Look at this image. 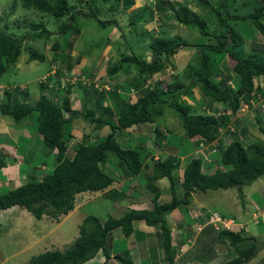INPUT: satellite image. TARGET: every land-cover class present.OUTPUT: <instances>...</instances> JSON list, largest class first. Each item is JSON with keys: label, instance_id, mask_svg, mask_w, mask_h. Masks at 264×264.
<instances>
[{"label": "trees", "instance_id": "trees-1", "mask_svg": "<svg viewBox=\"0 0 264 264\" xmlns=\"http://www.w3.org/2000/svg\"><path fill=\"white\" fill-rule=\"evenodd\" d=\"M70 1L18 0V2L15 1L12 4L11 13L20 5L23 9L40 13L42 17L62 18L69 15L70 19L73 20L75 16L83 15L93 17L101 26L111 23L108 20L99 19L96 14L77 11L76 7L70 4ZM229 1L217 0L215 6L209 0L194 1L197 8L209 10L216 15L217 24L215 28L208 25L207 19L191 11L185 2L176 5L170 0H155V7L152 8L153 4L149 6V11L153 12L156 8L159 14H167L170 11L173 18L182 27L197 31L209 43L207 42L208 44L205 46H203L204 44L194 45L199 48L204 47L205 50L199 53L194 65L187 66L182 72H180L182 69L178 71L180 73L173 75L171 82H168L165 86L163 82L152 78L163 70L164 57L173 56L179 49L194 47L193 45H189L178 35H170L167 38L155 36L151 39L148 47L153 56L150 62L145 61L142 54H134L131 50L120 52L118 61L106 69V76L111 77L121 70L129 72L132 67L135 75L130 80V86L136 90L137 96L135 92L132 98L135 97L132 100L124 95L120 98L122 91H114L111 100L120 104L118 114L114 113L111 106L104 104V101H106L104 92H100L96 87H93V85L99 84L97 78L78 74L73 75L76 84L71 83L70 78L65 76L63 80L57 81V73L55 71L52 73V65L48 73L43 76L44 80L39 83V86L44 91L50 83L54 84L56 82L53 88L60 94L61 102L59 104L46 95H41L35 104L23 100L12 101V92H18V90H6L4 92V99L0 103V114L12 117L14 121H19L32 114L35 115L37 134L41 136L44 145L56 154V157L53 170L50 174L43 176L41 180H37L35 176H32L25 184L4 193L0 192V211L19 207L26 210L37 220L46 216L58 221L61 216L67 215L73 210L76 195L85 192H99L113 183V179L102 170V166L111 161L110 157L123 164L122 169H120L123 177L139 174L143 167L141 150L121 148L115 136L133 126L148 125L155 135L157 144L159 145L162 141L166 144L167 129L161 128V131L157 120L163 116L164 108L167 105L175 110L186 140L191 143L195 142L198 146L202 144L208 149L211 146L216 149V153L219 155V162L213 158L211 162H206L208 168L211 164L217 163L213 171H204V162L199 159L192 158L187 163L181 176V198L176 197V178L174 175V172L179 168L180 161L175 160L171 155L163 161H157L152 169L154 180L162 178L169 180L170 192L173 197L171 202L158 204L159 194H155L152 198V209L132 210L126 214H121L119 217L112 215L115 204H108V218L105 220L99 219L93 216V213L84 217L78 227V237L64 252L58 250L46 251L34 255L28 264H84L93 259L98 252H102L105 259L103 264H109L111 255L106 243L111 238L113 231H120L124 237H129L133 232V222L139 220L159 231L163 259L167 264H173L176 251L171 242L170 227L165 221L168 214L180 205H188L191 194L196 192L207 193L209 191H227L236 188L238 198L242 202L243 188L264 176V140L259 138L255 142L245 144L239 138L233 137L229 143H224L220 137L221 134H230L231 132L232 135H236V130L230 129V117L226 114V111L229 110L230 115L237 114V110L243 103L247 107H253V97L257 93H264V88H261L260 84L254 87V80L260 77L263 79L264 86V57L257 54L242 56L239 49L244 43V38L228 24L229 21L235 23L239 20L251 19L253 27L264 36V0H262L263 4L261 3L260 7L253 10V13L251 11V13L246 12V16L229 14ZM77 2L82 3L83 1L77 0ZM232 2L234 1L232 0ZM132 3H134V0H123L124 9ZM113 4L110 9L115 8ZM223 12L225 16H222ZM138 15L139 13L133 15L130 19V25H135V18ZM23 22L26 23L27 21L24 19ZM28 25L35 31L33 38L42 36L49 38L50 35L55 34L47 30L42 22L27 23ZM73 29V33L78 35L79 29L73 28L72 23H64L58 27L56 34H64L67 30ZM23 42V39H14L0 30V63L3 61L7 66H13L21 54ZM109 43L110 40L107 39L106 46ZM49 50L54 52L51 60L53 63L61 55L64 56L63 62L69 61L71 59L70 52L72 53L73 49L70 44L68 54H65L61 50V44L56 41ZM26 51L28 61L44 62L46 59L45 54L34 49H26ZM215 54L221 56V60L227 56L233 62L232 70L239 78L237 89L230 88L225 79L219 82L213 80L214 77L220 75L214 72L215 68L210 62V56ZM172 66L174 67V65ZM53 77L55 78L54 82ZM137 78H141L142 82ZM150 79L154 81L149 82ZM61 81H63L62 85L60 84ZM90 81L91 87L88 85ZM196 85H199L202 96L208 98L214 104L218 103L224 106L225 111L217 119L204 112L193 114V108L190 105L181 104L184 98H186L184 100H190ZM74 86L81 89L82 94L87 97L91 95L92 104L87 107L84 103L81 104V111L72 110L71 108L70 96ZM120 86H118V89L126 87ZM25 90L26 88H23L20 91ZM103 90L106 89L103 88ZM26 95L27 92H24L23 97H26ZM77 118L90 125L95 132L104 127H109L110 132L104 139L94 144L89 143L86 139L87 136L83 135V139L75 148L73 157L69 158L66 155L67 143L73 138L69 125ZM256 120L259 122L258 118ZM259 131L264 137V126H259ZM3 160L4 156L0 154V169L5 165ZM117 196L116 192H112L109 198L116 199ZM222 216L227 217L224 214ZM209 230L207 233H214L216 240L227 242L228 249L238 253V257L226 264H231L234 261L235 263L244 261L253 252L255 247L253 239L243 235V231L217 233L211 229ZM119 243V241H116L117 245ZM115 257L120 264H133L129 258L126 259L117 255ZM202 257H204V254L199 257L201 263L202 260L207 259H202Z\"/></svg>", "mask_w": 264, "mask_h": 264}, {"label": "rangeland", "instance_id": "rangeland-1", "mask_svg": "<svg viewBox=\"0 0 264 264\" xmlns=\"http://www.w3.org/2000/svg\"><path fill=\"white\" fill-rule=\"evenodd\" d=\"M18 0H0V30L1 32L3 31L4 34L14 38V39H23L22 43V50H21V59L23 60L25 57H28L26 49H34L39 53L45 54L46 59L44 62H38V61H31V67L37 72L36 78L37 81L36 83H27L28 84V90L31 91V94L34 96L36 93L37 96L39 97L40 95H48V90L49 89H54V85L52 83L47 86V88L42 91L39 89V80L48 73L51 67V59L49 58L50 54H53V51H50V47L53 45L54 42L58 41L61 44V50L65 54H68V46L71 44L72 46V55L74 57H71L69 61H64V56L61 55L59 56V59L56 60L55 62H58L57 67H59V74L61 76L67 75L71 81V83L76 82V79L71 76L69 69L71 70L72 75H76L77 73L75 72L77 66L75 64H78L80 60H92L94 62L100 60V55L103 54V52H107L108 46L106 47V40H112L111 45V52L114 54V56H118L120 52H125L127 50L128 52L131 50L134 52V54L137 55H143L148 53L146 56V61L150 62L153 59V56L149 50V44L151 43V39L154 38L155 36H162L163 38H167L170 35L175 36L178 35L182 38V40L186 41L189 43V45H199V44H208L209 42L207 39L203 36H201L197 31L191 30L188 28L182 27L174 18L173 14L169 11L166 15L165 14H159L157 12V9L154 8V11H149V6L153 4V2L149 0H134V3L131 5L127 6L124 9V4L123 0L121 1H115L114 0H82V3H78L77 0H71L70 4H73L76 7L77 11H84V12H89L92 14H96L99 19L101 20H108L111 23L106 24L105 26H101L96 19L93 17H86L83 15H78L73 18V20L70 19L69 15L62 17V18H55V17H49V16H43L40 13H36L33 10H26L20 7L18 5L16 7V10L11 13V6L12 4ZM171 2L175 3L176 5L179 4L178 1L170 0ZM195 0H187V4L190 8L191 11L199 14L201 17L204 19H207L208 25L212 26L213 28L216 27L217 24V17L213 13H211L209 10H202L196 7ZM214 6L217 2V0H209ZM114 3V4H113ZM155 1L152 6L155 7ZM263 2L262 0H236V2H232L230 0L228 2V7L229 10H231V15H238V16H246L247 14H242L251 8V12L253 13V10L256 8L260 7ZM115 5V8L113 7L110 9L111 5ZM151 8V9H152ZM264 8V5H263ZM246 10V11H245ZM244 11V12H242ZM241 12V13H240ZM249 12V13H251ZM135 13H139L137 16L135 25H130V19L135 15ZM240 13V14H239ZM222 16H225V13H222ZM24 19L27 21L24 23ZM43 23L45 28L49 30L52 33H55L53 35H50L49 38L46 36L42 37H37L33 38V34L35 31L32 30L31 26L28 25L27 23ZM73 24V28L79 29V34L75 35L73 33V30H67L64 34H56L58 32V27L62 24ZM228 24H230L243 38H244V43L240 47V51L242 56H247L249 54H257L260 56L264 57V45H259V40L263 39L264 41V36L261 35L252 25L251 19H247L244 21H236L235 23L232 21H229ZM18 25H20L18 27ZM159 25V26H158ZM7 26V28H5ZM158 26V28H157ZM170 30V31H169ZM143 33L142 36L141 33ZM208 42V43H207ZM115 44V45H114ZM106 47V48H105ZM129 47V48H128ZM205 50L204 47H184L181 48L177 51V53L173 56H170L168 58L164 57V68L160 73H157L154 75L152 78L157 79L161 82H163L164 86L168 83L171 82V78L173 75L176 73H180L183 71L184 68H186L189 65H194L196 63V60L199 56V53ZM146 52V53H145ZM112 53H109L107 55L108 58H111ZM71 54V52H70ZM104 56L102 57L103 60L106 58ZM79 61L77 62V60ZM19 57V60H20ZM221 56L215 54L212 55V64L215 68L214 72L218 73L216 78L214 77L213 80L215 82H219L222 79H225L227 81V85L230 86L232 89H237L238 81L239 78L236 76L235 72L232 70V65L233 62L229 60V57H224L221 61L220 59ZM222 58V57H221ZM73 60V61H72ZM115 62H117L116 59H114ZM68 62V63H66ZM77 62V63H76ZM105 64L112 65L109 63V60L105 59L104 60ZM221 63V64H220ZM174 65V67L172 65ZM83 74L89 75V73H92V68L90 66H85L82 67ZM182 69V70H181ZM13 67L11 66L7 73L4 75L6 78L8 84L14 83L13 81L18 82V77L20 78L22 74H17L14 75L12 73ZM181 70V71H180ZM180 71V72H178ZM129 72L131 73L130 75H124L126 76L123 79V76H115V77H109L107 79H102L99 81L98 85H93V87H96L97 90L101 91V87L104 88H110L109 90H112V87H115L116 92H118V86H126L125 89L122 91L123 95L128 96V98L131 100L129 95H131V89L132 86H130V80L135 75V71H133L132 67L129 69ZM15 77H14V76ZM72 78V79H71ZM54 77H53V82H54ZM142 82L141 78H137ZM153 79H150L149 82L154 81ZM3 80V79H2ZM63 80V79H61ZM58 81V80H57ZM109 81V82H108ZM62 82L60 84L62 85ZM65 83V82H64ZM107 83V86H106ZM129 83V86H128ZM76 84V83H74ZM105 84V85H102ZM258 84H262V78H257L254 80V87L258 86ZM20 85V84H19ZM18 85V86H19ZM66 85V83H65ZM89 87H91V81L89 82ZM120 86V87H121ZM127 89V91H126ZM41 90V92H40ZM79 91V88L74 86L71 92L75 93ZM105 92V91H103ZM136 90H132V93L135 94ZM80 93V92H79ZM256 94V93H255ZM254 94V95H255ZM46 95V96H47ZM123 95H120L119 97L122 98ZM137 95V92H136ZM50 97V96H49ZM135 97V96H134ZM133 97V98H134ZM37 97H34L33 99H36ZM186 99V98H184ZM182 100L181 104L183 105H190L193 108V114L201 113L204 112L208 115H212L215 119L223 113L224 106L218 103H212L208 100V98H205L204 96L201 95L200 90H199V85L195 86V90L190 96V100ZM53 100H55V97H53ZM88 103H84L87 106L89 104H92V100L89 98L85 99ZM253 107H246L244 108L243 104L242 106L239 107L237 110V115H231L232 118H230V129L231 130H236V135H232L233 133L231 132L230 134H221V139L223 140L224 143H229L233 137L239 138L240 141H242L245 144L255 142L256 139H261L264 138L262 137L260 131H259V126H264V96L259 95V93L256 94V96L253 97ZM75 102V100H74ZM74 102L72 103V110L75 109V104ZM108 106L112 107V110L114 111L115 114H118L120 110V104L113 102L112 100H109ZM78 107V106H76ZM82 108H80L79 111H81ZM67 114L66 112H64ZM230 111L227 110L226 114H229ZM256 118L259 119V122L256 120ZM81 119L77 118L75 119V122H79ZM74 121V120H73ZM81 127H84L87 125V123L83 122L81 120ZM157 123L160 125L161 128H166L167 132V140L166 142L168 143L166 147L164 148L165 144L164 142L160 143L159 145L155 143L156 140H154L155 136H152V139L148 142L147 138V132L148 130H144L142 125H136L137 127L132 128L133 134L130 135L131 140L125 142L126 144L128 143L131 147H134L137 139L138 143H144L146 149L148 150L147 152V157L150 158L152 157V161L148 162L150 163V166L155 164L157 161L165 159L168 155L167 152H171V157L175 158V160H182L181 167L187 165V163L192 159H199L202 158L200 155L202 154V148L200 149L199 146H197L194 143H191L189 140H186L184 138V130L181 127L179 123V119L176 116L175 110L165 106L164 108V113L163 116H161L158 120ZM31 124L32 127H31ZM146 127L148 125H145ZM89 128V127H88ZM81 130V128L79 129ZM162 131V129H161ZM20 132V130H19ZM109 132V128H103L101 132H95V135L97 136L98 140L104 139L106 133ZM37 133L36 130V119H29L27 122H25L22 127H21V133L18 138H16L17 143L20 144L22 147L26 146L27 143H32L33 137L35 136L34 134ZM119 134V133H118ZM135 135V136H134ZM127 137V136H125ZM121 142L122 137L120 136L118 139ZM92 144H94V141H90ZM147 144V145H146ZM125 146L124 147H130V146ZM73 145L70 146L69 152H74L75 150L73 149ZM144 147V148H145ZM214 148L209 146V151H212ZM139 150V149H137ZM215 150V149H214ZM175 151H177L175 153ZM175 153V154H174ZM215 154L211 156L215 161L219 162V155L216 153V150L214 152ZM74 155L71 154V158ZM141 157L142 160L144 161L146 154L144 155L143 152H141ZM155 158H157L155 160ZM111 161H109L110 165L114 169H118V166L116 164V160L112 159L110 157ZM154 159V160H153ZM203 159V158H202ZM216 163V162H215ZM180 164V162H179ZM217 164V163H216ZM216 164H211V166L208 168L206 167V162L203 165L204 171H213L216 167ZM122 169V168H121ZM110 171V169H109ZM121 172V170H119ZM178 170V174L181 173ZM151 171L149 170L147 173H150ZM6 178H9V180H12L14 177V174H12L10 171L6 172ZM147 177V175H145ZM4 180L2 173L0 172V182ZM138 180V179H137ZM115 182L119 183L120 178L115 177ZM143 182V183H142ZM261 183L263 181H260ZM141 186L145 189V180H140ZM168 186V183H167ZM3 189L0 188L1 192L4 193L7 190L6 186H2ZM136 195H139V191H141L140 187H136L135 189ZM264 191V187L260 188L259 191H254L252 193V200L254 202H260L261 200L264 199L262 193ZM171 194V193H170ZM100 195V194H99ZM99 195L97 198H99ZM172 195V194H171ZM92 198L94 197L91 195ZM180 195H176L178 198ZM192 199L195 201H198L204 205L202 208L201 205L195 204L191 205L192 208H202V209H209V210H216L218 213L221 215H227L231 217L237 218L236 214L232 212V207H240V208H246L248 209V203L242 199V202L238 198V191L236 188L227 190V191H220V192H215V191H209L207 193H192L191 194ZM235 197L236 202H231L228 198ZM92 198H87V200H90ZM116 198V197H115ZM109 199L111 201L110 204L114 205L115 200L113 197L109 198L107 197V202L109 203ZM98 206V210H91L92 215L99 218V219H104L107 216V206L104 207V201L98 204H95ZM123 206H126L125 203H122ZM104 207V211H103ZM22 209V208H20ZM19 209V210H20ZM178 212L181 214L184 213V207L180 206L179 208H176ZM27 213V215L23 214V221L24 224L27 226L29 223V227L35 229L37 232L36 237H33L32 240H27L25 243L22 241H19L17 238H13L12 234H8L9 227L7 224V219H8V213H0V264H28L30 259L37 254L44 253L41 252L44 249L46 251H54L58 249L54 248H59L61 252H64L66 249L69 248V246L72 244L71 241L73 242L76 240L77 236L79 235V228H75L77 222L79 221V217H75L76 220H74V224H71V220H67L65 222V226L69 230L74 231L69 234L65 232L62 237L60 233H52L48 235H44L46 225L49 226L51 223H55L50 220V218L44 216L42 219L37 220L35 219L30 213H28L26 210H21ZM18 211V212H21ZM118 210H114L112 215H115L116 217H119L120 215L117 213ZM123 210H121L122 212ZM173 212V211H172ZM124 213V212H122ZM24 216H27V219L24 218ZM39 221L40 225H39ZM166 224L168 223L167 220ZM194 221L191 219V225H193ZM14 226H17L18 228L20 225H17L14 222ZM245 221L242 220L240 221L239 227H243L245 229V236H249L247 232V227L244 226ZM168 225V224H167ZM253 227V225H252ZM249 229V227H248ZM171 230V229H170ZM194 230V228H193ZM67 231V229H66ZM195 234L190 235V237H186L183 239V247H176V245L173 244V240L171 237V242L173 244L174 250L177 252L178 255H180V258H182V255L185 254L190 248L195 246L196 241L200 240V233L199 231L194 230ZM54 234V235H53ZM62 234V232H61ZM60 237H57L59 236ZM258 237H264V232H262ZM52 238V239H51ZM54 240V241H53ZM115 245H117L115 243ZM40 246L42 248H40ZM227 249L229 252L230 256L234 255V251L232 249H228V247H221V251H224V249ZM45 251V252H46ZM203 253V251H202ZM224 254V253H222ZM189 254H186L184 258L188 257ZM197 256L196 253L191 251L190 257ZM210 254L204 253V258H208ZM114 258L116 259L115 255ZM211 258L207 259L210 260ZM228 259V257H226ZM178 260V259H177ZM174 259L175 261H177ZM180 260V259H179ZM183 259L180 260V263L182 262ZM257 260V259H253ZM165 262V261H164ZM166 263V262H165ZM103 264V263H102ZM164 264V263H163ZM167 264V263H166ZM231 264H235V261ZM244 264V263H243ZM247 264V263H245Z\"/></svg>", "mask_w": 264, "mask_h": 264}, {"label": "crops", "instance_id": "crops-1", "mask_svg": "<svg viewBox=\"0 0 264 264\" xmlns=\"http://www.w3.org/2000/svg\"><path fill=\"white\" fill-rule=\"evenodd\" d=\"M250 11H251V8H249V10L246 12H250ZM242 12H244V11H242ZM246 12H244L242 14H246ZM158 26H157V28H158ZM111 41L112 40L110 39V43H109V45H107L109 48H108L107 52H105V53L103 52V54L100 55L99 61L94 62L92 60H84L83 59L82 61L80 60V62H78V64H75L77 66V68L75 69L76 70L75 72L77 73L76 75H78V74L82 75L83 74V72L81 71V70H83L82 67L90 66L93 71H92V73H89L88 76L86 75L87 77L93 76V77L97 78V80H101L99 78H102V79L109 78L108 76H106V69L111 65L105 64L104 60L105 59L109 60V63H111L113 65L115 63L114 59H116L117 61L119 59V54L116 57L110 51L111 46H113V45H111V44H113V43H111ZM259 45H264L263 39L259 40ZM109 53H112L111 58L107 57V55ZM72 54L73 53H71V57H74ZM104 54H106L105 55L106 58L103 60L102 57L104 56ZM147 54L148 53L143 54L144 60L146 59ZM52 57H53V54H50L49 58L51 60H52ZM210 58H211V56H210ZM75 59H76V56H75ZM30 62L31 61H28V57H25L23 60L21 59V57H20V60L18 58L16 63L12 66L13 70H10V71H12V73L14 75L22 74V76L20 78L18 77V82L13 81L14 83L8 84V83H6L7 80L4 77V75L7 73L8 69L11 66H7V64L5 62L1 61V63H0V103L4 99V95H5L4 92L6 90L9 91V90H15V89H17L18 92H12V94H11V100L12 101L23 100V101L29 102L30 104H35L38 101V99L41 95L38 97L37 94L39 95V93H36L33 96L31 94V91L28 90V84L27 83H36V81H37V78H36L37 72L31 67ZM210 62L212 63V58L210 59ZM57 63L58 62L53 61V63L51 65L53 66L52 67V73L54 71L57 73L56 80L59 81V80L63 79L64 76L65 77H68V76L67 75L61 76L60 74H58L59 69L57 67V65H58ZM56 67H57V69H55ZM69 72H70L71 76L74 77L72 75L70 69H69ZM126 74L130 75L131 73L128 71L124 72L123 70H121L118 74L113 75L111 77L123 76V79H124L126 77L124 75H126ZM83 75H85V74H83ZM38 85H39V83H38ZM102 85H105V84H102ZM106 86H107V83H106ZM22 87L26 88V90L23 92L20 91ZM104 88L106 90H103V88L101 87V90L105 91L104 94L106 95V101H104V104L110 105L109 100H111L113 92L116 91L115 87H112L111 91L109 90L110 88L109 89L106 87H104ZM123 90L118 89V92H121ZM132 90H131V95H129V97H131V100L133 99L132 98V96H133ZM103 91H100V92H103ZM126 91H127V89H126ZM24 92H27L26 97H23ZM40 92H41V90H40ZM48 94H49L51 99H53V97H55L56 103L59 104L61 102L60 101V94L55 89H49ZM120 94L123 95V93H120ZM90 96L91 95H88V97H87L86 95L82 94L81 89H79V91H77L75 93H72V95L70 96L71 108H72V103L75 100V102H74L75 109H73V110H80V108H82L81 104L88 103L85 100V98L86 97L89 98ZM34 97H37V98L33 99ZM76 106H78V107H76ZM31 118L33 120L36 119L35 115L32 114L31 116L22 118L19 121H14L12 119V117L3 116L0 114V154H2V156H4L3 161L5 163L4 167H2L0 169V172L2 173L3 178H4V180L2 182H0V188L1 189H3L2 186H6L7 190H11V189H14L16 187H19V186L25 184L26 182H28V180H30V178L32 176H35L37 178V180H41V178L43 176L50 174L51 171L53 170L54 166H55L56 154L44 145L41 136L38 135L37 133L34 134L35 136L33 137V140H32L33 144L27 143L26 144L27 147L26 146L22 147L20 144L17 143L16 138H18L20 133H21L22 125L25 122H27V120H29ZM81 120L79 122H81ZM79 122H75V119H74V121H72L71 124L69 125V127L71 128V131H70L71 135L73 136V138H71L70 141L67 143L68 149H67L66 155L69 158H71L70 157L71 154L75 153V152H69L70 146L73 145L74 146L73 149L75 150L78 143L83 139V135L87 136L86 139L88 140L89 143H91L90 141H94L95 143H97L99 141L97 136L95 135V131L92 130V127L90 125L87 124L84 127H81V123H79ZM32 125L33 124H31V127H32ZM137 126H133L129 129L123 131V132H120L119 134H116L115 138H116V141L118 142V144L120 145L121 148H123V149L135 148V149L141 150V152H143L144 155L146 154V157L143 161V167H142V170L140 171V173L135 175V176L123 177L119 171L123 165L121 162H119L118 160L115 159L116 164L118 166V169H114L110 165V163H106L105 165L102 166V170L104 171V173H106V175H108L109 177H111L113 179V183L109 187H107L106 189L99 191V192H93V193L85 192V193H81V194L76 195L75 200H74L73 210L71 212H69L67 215L61 216L58 221H55V223H51L49 226L46 225L44 235L52 234L53 232L54 233H56V232L60 233L61 237L65 232L71 234L75 228L79 227L82 219L84 217H86L87 215L91 214V210H96V211L98 210V206L95 204H98V203H101V201L102 202L104 201V207L108 206V204L111 205L110 199H109V203L107 202V197L110 196L112 194V192H116L118 194V196L116 197L117 200H115V209L118 210L117 213L119 215L126 214L132 210H145V209L150 210V209H152V207H153L152 198L155 196V194H159L158 198H157L158 204L171 202L173 197L171 195L172 193L170 192V182L167 178L154 180L153 171H152L154 165L152 164L150 166V163L148 162V159H149V161H152V157L151 156H150V158L147 157L148 150L146 149V147L144 145H142L144 143H138L139 138H136L137 142H136L134 147H131L128 143L127 144L125 143V142H127V140L128 141L131 140L130 135L133 134V132H131L132 128H135ZM141 127H143L144 130H148L147 138H148V142H149L152 139V136H155L154 133H152L151 127L150 126L146 127L145 125H142ZM80 128H81V130H79ZM104 128H106V127H104ZM107 128H109V127H107ZM19 130H20V132H19ZM101 130H103V129H101ZM101 130L97 131V132H101ZM109 132H110V130H109ZM108 133H106V135ZM120 136L122 137V140H121L122 143H120V141L118 140ZM125 136H127V137H125ZM261 139L264 140V138H261ZM154 140H156V139L154 138ZM155 143L157 144L156 141H155ZM162 143H163V141H162ZM167 144L168 143L165 144L164 148L166 147ZM194 144H196V143H194ZM124 145L125 146L129 145L130 147H124ZM166 152H167L168 156L173 155V154H171V152H168V151H166ZM176 152L177 151H175V153ZM156 159L157 158H155V160ZM165 159H163V160H165ZM163 160H160V161H163ZM182 160L183 159H181V161L179 160L180 164H179V168H178L179 171H180V169L182 170L181 173L178 174V170H176L174 172V175L176 178V182H175V184H176V186H175L176 195L181 194V196H178V198L182 197V189L180 188V182L182 179L181 178L182 172L185 168V165L183 166V168L181 167ZM109 169H110V171H109ZM149 170L151 172L147 173ZM9 171L12 174H14V177L12 180H9V178H6L5 174H6V172H9ZM145 175H147V177ZM115 177L120 178L119 183L115 182ZM140 180L146 181L145 189L141 186ZM260 181H263V182L261 183ZM167 183H168V186H167ZM136 187L141 188V191H139V195H136V192L134 190ZM262 187H264V176L259 178L255 182H253L251 185L244 187L242 190L243 191V200L248 203V209L240 208L237 206H236V208L232 207L233 208L232 212H234L236 214L237 218L227 216L229 218H233L239 224H240V221L242 222V220H244L245 221L244 226L247 227V232L249 233L248 237H251L256 242H264V237H258L262 232H264V199L261 200L260 202H254L252 200V193L254 191H259V189ZM0 192H1V190H0ZM215 192H220V191H215ZM91 195H93L94 197L92 198ZM98 195H99V198H97ZM262 195L264 197V191H263ZM87 198H92V199L87 200ZM228 199L231 202H236V199L233 196L231 198H228ZM123 202L125 203L126 206L122 205ZM195 204H199V205H201V207L202 206L204 207V205L202 203L195 201L194 199H192V196H191V199H190L188 205H185V206L180 205V206H183L185 208L183 214L178 212L177 209H174L173 212H171L170 214H168L165 217V220H167V222H168L167 224L171 229V237L173 240V244L176 245V247L177 246L180 248L183 247V244H184L183 239L186 237L188 238V237H190V235L195 234V232L193 230V225H191V218H190V214H189V211L192 208L191 205H195ZM104 207H103V211H104ZM19 209H20L19 207H12L8 210L0 211V213H3V212L8 213V219H7V224L9 227L8 234H12L13 238H17L18 243H19V241H21V242L23 241L25 243L27 240L31 241L33 237H36L37 231L35 229L29 227V223L31 221L28 223L27 226L24 224V222L22 223L23 214L27 215V213L24 211H21L23 209H20V210ZM121 210H123L122 212H124V213H122ZM18 211H21V212H18ZM214 211H216V210H214ZM75 217H79V221L77 222L76 227L73 228V230H69L64 224L68 219L71 220V224H74V220H76ZM24 218L27 219V216H24ZM107 218H108V214L104 218V220ZM50 220H51V218H50ZM27 221H28V219H27ZM51 221L54 222L53 219ZM14 222L17 225H20V227L18 228L17 226H14L15 225ZM40 222L41 221L38 222L39 225H40ZM252 225H253V227H252ZM0 226H1V224H0ZM248 227H249V229H248ZM66 229H67V231H66ZM209 229L210 228H207L203 233L200 234V240H197L195 246H193L185 254H183L182 258H180V255H178L177 252L175 253V260L178 259L177 261H175V264H226L227 262H230V261L234 260L236 257H238V253L235 251H234L233 256L229 255V253H228L229 251L226 248L224 249V251H221L222 246L227 247V242L224 243L222 241L216 240L214 233L213 234L207 233L208 231H210ZM61 232H62V234H61ZM243 232L245 234V231H243ZM120 233H121L120 231H116V230L113 231L111 238H109V240H107L106 245H107L108 251L110 252V255H111V259L109 261V264H120V262L114 258V255L121 256V257H124L126 259L129 258L132 260L133 264H163V263L166 264L164 262V259H163V251L161 249L159 231L156 228L147 226L144 223V221L139 220V221L133 222V232L131 233V235L129 237H124L122 235V233L121 234ZM60 235L57 237H60ZM116 241H119L120 243L118 245H115ZM71 243H72V241H71ZM42 247L40 246V248H42ZM54 249H58V251H60L59 248H54ZM45 251L46 250L44 249L41 252H45ZM49 251H51V250H49ZM191 251L196 253L197 256H199V257H200V255H203L204 253L210 254V256L207 259H209V258H211V259L210 260L204 259V260H202L203 262L201 263L199 261V257L198 258H197V256L190 257ZM202 251H203V253H202ZM222 253H224V254H222ZM186 254H189V256L184 258V256ZM226 257H228V259H226ZM179 259L180 260L183 259L181 263L179 262L180 261ZM253 259H257V260H253ZM253 259L248 261V262H243V263L244 264L245 263H247V264L264 263V249L260 250L257 253L256 257ZM104 260L105 259L102 255V252H98L97 255L93 259H91L90 261H88L84 264H102V263H104ZM243 263H240V264H243Z\"/></svg>", "mask_w": 264, "mask_h": 264}, {"label": "built area", "instance_id": "built-area-1", "mask_svg": "<svg viewBox=\"0 0 264 264\" xmlns=\"http://www.w3.org/2000/svg\"><path fill=\"white\" fill-rule=\"evenodd\" d=\"M149 1L153 2L154 4L155 0H149ZM174 1L183 3L186 0H174ZM43 80L44 78L42 77L41 82ZM263 96H264V93H263ZM246 107L247 106L244 104V108ZM200 149L202 150V154L200 155V157H202L203 159L202 158H199V159H202L205 162H211L212 160L211 155L215 152L214 150L215 148L212 151L208 152L209 149L205 148L202 144H200ZM189 214H190V218L194 221L193 223L194 230L196 229V231H199L200 233L203 232L204 229L207 227H210L213 231L217 233H220L223 231L234 232L241 228L239 227V225L235 223L234 220L225 218L217 212H211L206 209L191 208L189 211Z\"/></svg>", "mask_w": 264, "mask_h": 264}, {"label": "clouds", "instance_id": "clouds-1", "mask_svg": "<svg viewBox=\"0 0 264 264\" xmlns=\"http://www.w3.org/2000/svg\"><path fill=\"white\" fill-rule=\"evenodd\" d=\"M234 1V3L236 2V0H233ZM186 4H187V0L186 1H184ZM190 2H191V0H190ZM188 5V4H187ZM229 13H231V10L229 11ZM21 55V54H20ZM56 66V65H55ZM55 69H57V67L55 68ZM58 69H59V67H58ZM260 78H262V77H260ZM257 79V78H256ZM262 81H263V79H262ZM41 82V80H39V83ZM261 86V88H264V86H263V82H262V84L260 85ZM24 87H22L21 89H23ZM259 95H263V93L262 94H260L259 93ZM243 106H244V103H243ZM227 115H229V117L230 118H232L231 117V115H230V113L229 114H227ZM237 114H234V116H236ZM195 143V142H194ZM200 147V146H199ZM205 148H207V147H205ZM208 149V148H207ZM216 150V149H215ZM215 153H213L211 156H213ZM199 160H201L202 162H204L205 163V161H203L202 159H199ZM255 182V181H254ZM207 210V209H206ZM5 211V210H4ZM208 211H211V212H217V211H214V210H208ZM218 213V212H217ZM220 214V213H219ZM221 215V214H220ZM222 216V215H221ZM225 218H229V217H225ZM229 219H232V220H234L233 218H229ZM235 221V220H234ZM235 223L237 224V225H239V223H237L236 221H235ZM207 228H210V227H207ZM207 228H205L204 229V231L207 229ZM211 229V228H210ZM212 230V229H211ZM203 231V232H204ZM239 231H245V229L243 228V227H241L240 229H238L237 230V232H239ZM234 232H236V231H234ZM253 241H255V240H253ZM244 261H242V262H238L239 264L240 263H243ZM236 264V263H235Z\"/></svg>", "mask_w": 264, "mask_h": 264}, {"label": "water", "instance_id": "water-1", "mask_svg": "<svg viewBox=\"0 0 264 264\" xmlns=\"http://www.w3.org/2000/svg\"><path fill=\"white\" fill-rule=\"evenodd\" d=\"M253 242L255 245L253 252L251 253V255L247 259L244 260V262H248V261L252 260L253 258L256 257L257 253L260 250L264 249V242H256V241H253ZM236 264H239V263H236Z\"/></svg>", "mask_w": 264, "mask_h": 264}]
</instances>
